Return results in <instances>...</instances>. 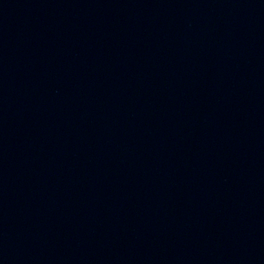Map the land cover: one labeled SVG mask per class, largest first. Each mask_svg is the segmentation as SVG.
Returning a JSON list of instances; mask_svg holds the SVG:
<instances>
[{
  "label": "water",
  "instance_id": "water-1",
  "mask_svg": "<svg viewBox=\"0 0 264 264\" xmlns=\"http://www.w3.org/2000/svg\"><path fill=\"white\" fill-rule=\"evenodd\" d=\"M0 264H264V0H0Z\"/></svg>",
  "mask_w": 264,
  "mask_h": 264
}]
</instances>
